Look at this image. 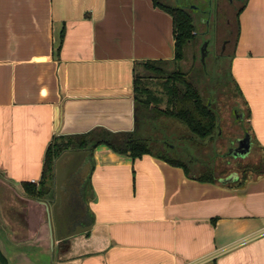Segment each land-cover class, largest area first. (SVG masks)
Returning a JSON list of instances; mask_svg holds the SVG:
<instances>
[{"label": "crops", "instance_id": "obj_1", "mask_svg": "<svg viewBox=\"0 0 264 264\" xmlns=\"http://www.w3.org/2000/svg\"><path fill=\"white\" fill-rule=\"evenodd\" d=\"M174 45L172 17L154 0H0L7 264H264V177L202 182L154 156L100 145L85 189L91 229L57 243L41 200L49 196L24 191L39 186L54 138L133 132L136 64L172 61ZM229 60L243 112L226 144L239 146L245 123L250 152L235 159L264 160V0L247 1Z\"/></svg>", "mask_w": 264, "mask_h": 264}, {"label": "trees", "instance_id": "obj_2", "mask_svg": "<svg viewBox=\"0 0 264 264\" xmlns=\"http://www.w3.org/2000/svg\"><path fill=\"white\" fill-rule=\"evenodd\" d=\"M165 1L154 0V4L172 17L175 57L172 61H145L136 64L135 130L126 133L94 130L85 135L54 138L46 152L39 186L35 184L23 186L28 196L42 198L51 192L54 161L63 153L76 150H91L93 153L100 145H106L114 152L132 159L144 155L154 156L172 166L182 168L188 177L202 182H216L219 175L231 173L238 174L243 183L249 179L250 175L264 177L263 159L257 162L241 161L234 164L231 170L221 172H217L219 165L216 166L215 163L213 166L195 164L197 152L202 151L208 144L214 145L217 139L225 140L222 134V119L217 105L212 101L213 93L199 86V73L195 62L198 61V54L201 56L204 39L199 37L200 26L196 22L195 12L189 7H176L174 3L169 4ZM247 1H243L237 13L238 25L239 16ZM202 25L208 26L206 20L201 23ZM204 33H207V29ZM190 58L193 64L186 69V63ZM205 67L202 64L204 74ZM234 91L235 96L240 100L241 92L235 85ZM235 110L238 114L243 112L241 107L236 106ZM244 115L245 122L249 120V114L245 112ZM233 116L235 117L234 112ZM171 124H175V128H178L180 132L172 133L170 130L174 126H170ZM246 133L244 123V134ZM184 142L195 149L196 156L180 152ZM229 144L231 146H228L225 155H228L229 150L235 145L230 140ZM215 155L218 158V153L214 151L213 156ZM7 263V258L0 250V264Z\"/></svg>", "mask_w": 264, "mask_h": 264}, {"label": "rangeland", "instance_id": "obj_3", "mask_svg": "<svg viewBox=\"0 0 264 264\" xmlns=\"http://www.w3.org/2000/svg\"><path fill=\"white\" fill-rule=\"evenodd\" d=\"M210 0H166L165 2L173 4L176 7L185 6L194 10L196 22L200 26V39L204 41L209 40L210 46L208 49V56L205 63V74L202 68V63L198 54V61L195 62V66L199 73V86L201 89L211 91L212 101L217 105V109L221 114L222 125H223V138L230 131V127L235 125L236 115L238 112L234 109L237 107L243 108L241 101L235 96L234 84L230 77V55L232 53L233 45L237 36V13L243 5L244 0H211L212 5L209 4ZM211 14L202 13V11H210ZM206 20L207 27L201 26ZM207 29V33H204ZM201 57V56H200ZM193 64L190 60L186 63V69ZM207 93V91H206ZM239 103V105H237ZM235 113V117L233 116ZM238 124V123H236ZM171 128L172 133H178L180 130L175 128L176 125ZM169 129V128H168ZM238 129L235 130L237 132ZM163 137V133H161ZM177 143V142H176ZM182 153H188L189 155H195V149L189 147L184 142L180 147ZM228 144L224 139H217L214 145L208 144L202 151L197 152L195 158V164L198 165H209L213 166L214 163L217 168V172L223 170H231L234 164L238 162H257L259 157L250 155L246 159H235L227 157ZM218 153L217 156H213V153ZM185 156V155H184ZM90 198V192L88 193Z\"/></svg>", "mask_w": 264, "mask_h": 264}, {"label": "water", "instance_id": "obj_4", "mask_svg": "<svg viewBox=\"0 0 264 264\" xmlns=\"http://www.w3.org/2000/svg\"><path fill=\"white\" fill-rule=\"evenodd\" d=\"M209 41H205L201 47V63L205 66L208 56ZM239 146L230 149L228 155L234 158H245L251 148L250 136L245 134L243 139L237 141ZM93 169L91 150L67 151L54 161V180L49 198H43L46 205L48 221L54 237V242H61L74 236L83 234L91 229V225H76V216H84L88 211V203L85 200L84 208L76 209V202L72 198V182L74 178L81 176V188L88 186V181ZM80 175V176H79ZM227 181V180H225ZM76 209V210H75Z\"/></svg>", "mask_w": 264, "mask_h": 264}, {"label": "flooded vegetation", "instance_id": "obj_5", "mask_svg": "<svg viewBox=\"0 0 264 264\" xmlns=\"http://www.w3.org/2000/svg\"><path fill=\"white\" fill-rule=\"evenodd\" d=\"M230 1H234V0H230ZM209 4L212 5V1L211 0L209 1ZM202 13H204V14L207 13L208 16H209V14H211V10L208 11V12L207 11H202ZM206 41H209V40H206ZM209 46H210V42H209V45H208V49H209ZM237 147L238 146H236L235 148H237ZM71 182H72V187H73L72 198H73V201L76 202V209H78L79 207L84 208V204H85V200H86L85 199V188H81V182H82L81 176L78 177V178H74L73 180H71ZM86 218H87V212H86V214L84 216H76L75 220L77 222H76V224L74 226L79 225V224L87 226L86 225L87 224Z\"/></svg>", "mask_w": 264, "mask_h": 264}, {"label": "built area", "instance_id": "obj_6", "mask_svg": "<svg viewBox=\"0 0 264 264\" xmlns=\"http://www.w3.org/2000/svg\"><path fill=\"white\" fill-rule=\"evenodd\" d=\"M34 183V182H33Z\"/></svg>", "mask_w": 264, "mask_h": 264}]
</instances>
